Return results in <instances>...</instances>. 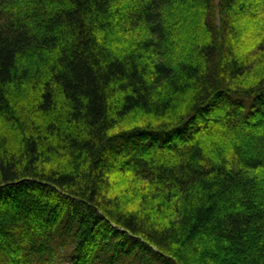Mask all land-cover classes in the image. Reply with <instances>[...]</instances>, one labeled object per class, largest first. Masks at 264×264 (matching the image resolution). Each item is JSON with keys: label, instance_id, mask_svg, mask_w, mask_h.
I'll return each instance as SVG.
<instances>
[{"label": "trees", "instance_id": "obj_1", "mask_svg": "<svg viewBox=\"0 0 264 264\" xmlns=\"http://www.w3.org/2000/svg\"><path fill=\"white\" fill-rule=\"evenodd\" d=\"M264 264V0H0V264Z\"/></svg>", "mask_w": 264, "mask_h": 264}, {"label": "rangeland", "instance_id": "obj_2", "mask_svg": "<svg viewBox=\"0 0 264 264\" xmlns=\"http://www.w3.org/2000/svg\"><path fill=\"white\" fill-rule=\"evenodd\" d=\"M55 264H69L68 261L64 259H59Z\"/></svg>", "mask_w": 264, "mask_h": 264}]
</instances>
